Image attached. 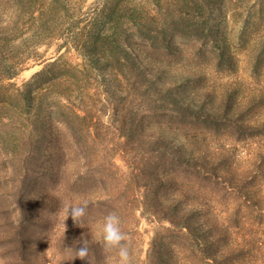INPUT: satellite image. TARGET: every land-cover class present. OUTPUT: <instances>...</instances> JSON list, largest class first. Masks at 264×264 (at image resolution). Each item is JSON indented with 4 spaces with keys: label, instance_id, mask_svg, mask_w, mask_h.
Returning <instances> with one entry per match:
<instances>
[{
    "label": "rangeland",
    "instance_id": "rangeland-1",
    "mask_svg": "<svg viewBox=\"0 0 264 264\" xmlns=\"http://www.w3.org/2000/svg\"><path fill=\"white\" fill-rule=\"evenodd\" d=\"M126 2L0 0V264H264V0Z\"/></svg>",
    "mask_w": 264,
    "mask_h": 264
},
{
    "label": "clouds",
    "instance_id": "clouds-1",
    "mask_svg": "<svg viewBox=\"0 0 264 264\" xmlns=\"http://www.w3.org/2000/svg\"><path fill=\"white\" fill-rule=\"evenodd\" d=\"M87 207L88 201L86 200L78 204L70 203L64 210L66 219L70 215L75 222L80 224L86 214ZM100 236L105 252L108 254L115 252L116 264H131V253L127 244V236L122 231L121 219L117 214L110 213L104 217L100 225ZM76 253L77 255L74 258L87 259L88 248L83 244L79 250H76Z\"/></svg>",
    "mask_w": 264,
    "mask_h": 264
},
{
    "label": "trees",
    "instance_id": "trees-1",
    "mask_svg": "<svg viewBox=\"0 0 264 264\" xmlns=\"http://www.w3.org/2000/svg\"><path fill=\"white\" fill-rule=\"evenodd\" d=\"M126 3H133V0H127V2ZM127 6V5H126ZM126 6L125 7H122L121 9H120V15L122 14V12L124 11V9L126 8ZM136 9H134V11H135ZM122 11V12H121ZM133 11V12H134ZM132 12V14H131V17H127L128 19L130 18V20H131V22H132V25H134V28H132L131 27V30H132V35H136V33H140V35H142V36H144L145 37V35H144V33H143V28L144 29H146L147 30V28H145V26L146 25H142V23H143V17H142V15L141 14H139V13H133ZM119 15V16H120ZM195 15V16H194ZM124 16V15H123ZM192 16H194V17H197V18H199V17H201L199 14H193ZM193 17V18H194ZM118 19V17L116 18V20ZM202 19V18H201ZM203 19H206V17L205 18H203ZM135 21L137 22L136 24L138 25V26H135ZM200 26H204L203 24H201L200 22H195V23H193V24H189L187 27L189 28V30L190 31H188L190 34H193V36H195L197 39H201V38H203V35H201L200 34V32L201 31H199L198 33H194V32H197L196 30H198V27H200ZM134 29H135V33H134ZM178 29H177V26H176V23H174L173 24V26L171 27V29H170V31L172 32V31H177ZM151 35L150 36H152V37H150V38H152V39H155V41H151V44H161L160 42H158V39H156L158 36H156V34H155V30H153V29H148L147 30ZM188 33V34H189ZM147 40H149V38H146ZM53 64V63H52ZM13 68H15V66H13ZM45 69H43V70H41V71H39L38 73H36L35 75H34V77L32 78V82L34 83V82H38L37 81V79H39V80H41L43 77H44V75H45ZM11 74H14V72L12 71V73ZM31 82V83H32ZM37 85L38 84H36L35 85V87H37Z\"/></svg>",
    "mask_w": 264,
    "mask_h": 264
}]
</instances>
